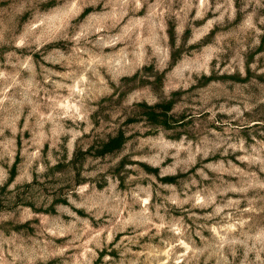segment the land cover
I'll list each match as a JSON object with an SVG mask.
<instances>
[{"label":"rangeland","instance_id":"rangeland-1","mask_svg":"<svg viewBox=\"0 0 264 264\" xmlns=\"http://www.w3.org/2000/svg\"><path fill=\"white\" fill-rule=\"evenodd\" d=\"M0 264H264V0H0Z\"/></svg>","mask_w":264,"mask_h":264}]
</instances>
